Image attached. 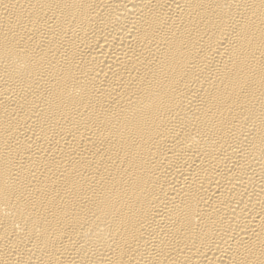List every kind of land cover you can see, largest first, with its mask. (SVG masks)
Returning <instances> with one entry per match:
<instances>
[{
    "label": "bare ground",
    "instance_id": "bare-ground-1",
    "mask_svg": "<svg viewBox=\"0 0 264 264\" xmlns=\"http://www.w3.org/2000/svg\"><path fill=\"white\" fill-rule=\"evenodd\" d=\"M0 264H264V0H0Z\"/></svg>",
    "mask_w": 264,
    "mask_h": 264
}]
</instances>
